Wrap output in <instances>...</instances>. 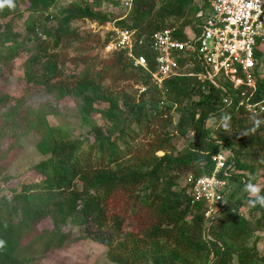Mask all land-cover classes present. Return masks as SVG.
<instances>
[{
  "label": "trees",
  "instance_id": "1",
  "mask_svg": "<svg viewBox=\"0 0 264 264\" xmlns=\"http://www.w3.org/2000/svg\"><path fill=\"white\" fill-rule=\"evenodd\" d=\"M56 1L12 0L0 7V77L10 73L22 50L28 51L22 62L27 89L42 86L57 96H76L81 110L99 114L103 124L91 125L80 139L53 128L45 147L40 142L46 156L31 167L36 177L18 178L9 195L0 194V264H27L61 248L72 239L73 227L104 246L113 264H231L233 256L237 264L264 263L256 247L259 231L264 236V207H251L249 197L233 199L230 193L206 218L203 202L191 201L186 184L176 183L179 173L209 174L211 156L223 147L230 176L244 177L234 173L238 170L258 176L264 196V112L250 115L227 83L223 91L192 75L168 77L161 95L121 51L102 58L93 73L91 61L84 59L81 70L64 75L60 49L85 40L71 22L107 19L86 0L50 14ZM19 5L27 12L22 32L16 29ZM204 6V0H132L122 17L108 21L145 39L164 27L183 38L185 28L195 30V14ZM49 20L54 21L50 29L44 24ZM143 52L150 63L151 53ZM253 72V99H264V49L254 50ZM105 79L111 84L134 79L146 89L113 91L102 84ZM226 96L231 102L222 101ZM22 102L0 93V129L35 128L34 110L17 112ZM180 138L184 143L176 150ZM45 219L50 226L39 227Z\"/></svg>",
  "mask_w": 264,
  "mask_h": 264
},
{
  "label": "built area",
  "instance_id": "2",
  "mask_svg": "<svg viewBox=\"0 0 264 264\" xmlns=\"http://www.w3.org/2000/svg\"><path fill=\"white\" fill-rule=\"evenodd\" d=\"M128 9L132 0H115ZM205 6L196 14L195 30L185 28L179 38L173 27L151 32L145 39L134 29L119 27L114 21H103L105 53L121 51L133 68L141 69L151 86L161 95L164 81L170 76L192 75L200 83L211 84L225 91L227 83L236 90L238 104L250 115L264 112V99L254 100V50L264 49V0H204ZM147 44V45H146ZM149 50L148 63L143 50ZM137 92L146 89L135 85ZM224 103L231 102L226 96ZM227 153L217 152L209 174L184 177L191 201H202L204 217L209 218L223 198L226 180Z\"/></svg>",
  "mask_w": 264,
  "mask_h": 264
},
{
  "label": "rangeland",
  "instance_id": "3",
  "mask_svg": "<svg viewBox=\"0 0 264 264\" xmlns=\"http://www.w3.org/2000/svg\"><path fill=\"white\" fill-rule=\"evenodd\" d=\"M71 1L79 2L80 0H57L47 12L57 14L61 7ZM86 1L93 11L104 15L107 20L120 18L127 10L115 0ZM18 7L22 11V18L16 22V29L22 32L23 20L27 12L24 11L23 5H19ZM53 23V20H49V22L44 24L46 28L50 29L54 25ZM99 24L100 22L96 19H75L71 22L70 25L75 29L78 36L83 37L85 40L80 42L75 41L70 47L60 49L58 62L65 59L63 62L64 75L81 70V61L84 59L91 61L92 69L90 71L93 73L100 69V60L111 55V53H105L102 50L101 45L104 39V32L102 27H99ZM40 34L43 38L45 37V34L41 32ZM28 55V51L22 50L12 60L10 73L4 74V78L0 77V93H5L15 98L22 97L23 105L20 104L21 106L17 112L22 115L25 108H29L31 111L34 110L30 118L33 119L35 115L37 121L35 128H28L24 131L21 128L11 129L9 127L0 129V194L4 195L10 194V188L17 187L18 178L21 182H28L32 180V177H36L31 167L46 156L40 150V142H43V147H45L46 143H48L49 133L53 128H59L68 139H80L87 134L91 125L103 124V118L99 114H89L81 110V102L76 96H57L54 92L48 91L42 86L27 89L22 62ZM137 83L134 79L119 80L113 84H111L109 79H105L102 82L103 85L110 86L113 91L123 90L131 94L136 93L135 85ZM95 106L99 107L100 104ZM209 121L212 124L213 118L209 119ZM1 124L0 117V126ZM20 130L22 131L20 132ZM183 143V138L175 141L176 150L181 148ZM220 150L227 152L223 147ZM157 154H161V151H157ZM234 173H239V175L244 173V177H228L223 198L228 197L230 193H232L233 199H241L244 196L248 197V193L244 190L245 184L250 181L258 186L262 182L258 176L249 177L244 170H238V172ZM188 174L185 172L179 173L176 178L178 186L183 185L184 177ZM4 177L10 178L3 181ZM245 206H247V203ZM245 206H243L244 208H240L241 213L244 215L247 214ZM43 224L48 227L50 226L48 219H45L42 223L40 222L38 226L41 227ZM72 235V239L61 248L50 251L40 258L37 257L27 264H113L106 259L104 246L80 236L74 227L72 228ZM258 235L259 239L256 247L262 256L264 255V236L261 231H259ZM250 242L251 239L248 244ZM145 264L151 263L146 262ZM231 264H237L234 256L231 259ZM254 264L264 263L259 261Z\"/></svg>",
  "mask_w": 264,
  "mask_h": 264
},
{
  "label": "clouds",
  "instance_id": "4",
  "mask_svg": "<svg viewBox=\"0 0 264 264\" xmlns=\"http://www.w3.org/2000/svg\"><path fill=\"white\" fill-rule=\"evenodd\" d=\"M4 4L11 6L12 0H0V7H2ZM244 190L248 193L249 199L247 202L251 207H255L257 204H259L261 207H264V196L260 195L261 190L257 185L249 181L245 184ZM2 243L3 242L0 241V244Z\"/></svg>",
  "mask_w": 264,
  "mask_h": 264
}]
</instances>
